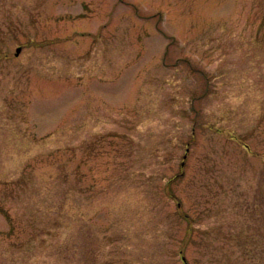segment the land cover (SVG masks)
Instances as JSON below:
<instances>
[{
    "label": "rangeland",
    "instance_id": "1",
    "mask_svg": "<svg viewBox=\"0 0 264 264\" xmlns=\"http://www.w3.org/2000/svg\"><path fill=\"white\" fill-rule=\"evenodd\" d=\"M0 264H264V0H0Z\"/></svg>",
    "mask_w": 264,
    "mask_h": 264
},
{
    "label": "water",
    "instance_id": "2",
    "mask_svg": "<svg viewBox=\"0 0 264 264\" xmlns=\"http://www.w3.org/2000/svg\"><path fill=\"white\" fill-rule=\"evenodd\" d=\"M21 48L20 47H17L16 50H15V55H18V53L20 52ZM183 165V163H182ZM183 261H185V259L183 258Z\"/></svg>",
    "mask_w": 264,
    "mask_h": 264
}]
</instances>
